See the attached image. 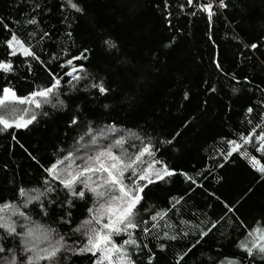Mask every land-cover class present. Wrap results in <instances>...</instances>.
I'll return each instance as SVG.
<instances>
[{"label": "trees", "instance_id": "trees-1", "mask_svg": "<svg viewBox=\"0 0 264 264\" xmlns=\"http://www.w3.org/2000/svg\"><path fill=\"white\" fill-rule=\"evenodd\" d=\"M75 2L84 9L82 14L61 8L64 0H0V59L13 64L12 72L0 71V89L10 86L18 96H26L47 86L51 72L61 81L57 92L65 101L63 108L53 107L56 101L52 99L35 110L37 120L26 128L13 126L0 131V203H19V188L43 191L44 168L61 155V150L66 154L76 148L75 155L83 157L89 148L96 147L90 144L93 133L87 131L89 122L96 131L114 125L119 135L127 137L129 153L137 150L132 144L139 145L135 135L150 137L155 158L177 172L167 182L149 186L138 206L141 228L156 210L170 209L165 218L156 221L157 229H151L149 222L151 234L135 230L138 242L148 245L137 257L138 264H148L149 250L155 254L153 264H177L181 253L185 254L179 264H218L225 257H235L241 264H264L237 247L249 229L264 226V177L240 152L224 158L226 141L238 140L239 133L246 135L264 112V0H225L227 7L223 9L218 0H193L191 5L187 0H167V7L165 0ZM208 2L214 6L211 20L197 7ZM34 15L38 26L27 23ZM12 32L31 43L42 64L19 54L7 56L4 41ZM44 32L49 35L41 39ZM106 39L116 48H107L103 43ZM252 43L258 47L252 49ZM82 52L86 60L64 64L65 59ZM80 65L90 75L74 81L73 88L69 73L73 67L79 71ZM92 78H103L110 92L100 96L97 90L87 88L94 82ZM213 88L215 91H210ZM185 91L189 93L187 100L183 98ZM248 107L254 111L247 113ZM0 114L14 118L13 111L1 109ZM73 116H78V123L70 126ZM129 130L133 136H128ZM260 131L253 133L246 150L264 164V156L255 151L258 142L254 136ZM110 135L116 138L115 133ZM168 140L172 143H166ZM111 142L98 139V144ZM181 172L192 179L185 180ZM58 192L41 197L49 208L46 216L38 203L29 205L32 221L55 229L65 237L67 246H80L82 236L72 228L87 216L92 197L89 194L76 200L71 209H62L48 204L64 198L63 190ZM178 197L183 200L173 208L174 199L170 198ZM67 211H71L70 224L61 222ZM181 220L187 223L181 224ZM169 224L174 227L169 228ZM210 228L204 238L197 234ZM165 231L179 238L164 240ZM123 238L114 237L117 243ZM158 243L165 244L163 251ZM7 246H13L11 240ZM65 255L70 261L63 259ZM91 260L90 254L66 252L58 264H91Z\"/></svg>", "mask_w": 264, "mask_h": 264}, {"label": "snow or ice", "instance_id": "snow-or-ice-1", "mask_svg": "<svg viewBox=\"0 0 264 264\" xmlns=\"http://www.w3.org/2000/svg\"><path fill=\"white\" fill-rule=\"evenodd\" d=\"M191 5L193 0H187ZM220 8H226L225 0H218ZM167 7V0H165ZM40 7L39 4L36 5ZM69 8L77 13H83L84 9L75 0H64L61 8ZM197 7L204 13H207L209 20L213 15V4L211 2L198 4ZM31 25L38 26V21L34 15L27 21ZM7 28V25H4ZM34 35V33H33ZM49 34L43 33L41 39H44ZM71 36V32L68 33ZM8 52L7 56L15 57L17 54L28 58L31 57L38 63H43L40 57L33 50L31 43H26L15 32H12L10 37L4 41ZM104 45L109 49L116 48L115 43L111 39L103 41ZM168 45H165L167 47ZM252 49H256L258 45L252 43ZM88 49H84L87 52ZM55 59V57H54ZM86 60L87 57L82 52L79 56H73L71 59H65L64 64L72 65L73 60ZM27 63V61H25ZM214 64L219 68L220 65L214 60ZM63 67V64L61 65ZM29 66V71H31ZM0 71L9 73L13 71V64L8 59H0ZM47 71V69H46ZM72 80L69 84L75 88V82L88 79L89 73L84 69L83 65L71 69ZM51 81L47 86L38 87L29 92L26 96H18L16 90L10 86H4L0 89V108H6L14 105H34V110L27 107L22 109L14 108V119H7L0 115V131L6 130L10 127L17 129L26 128L37 120V113L44 104L50 103L55 99L56 103L53 107H65V101L60 98L57 89L61 86L60 79L53 73L48 72ZM94 82H89L86 87L95 89L100 96H105L110 92L106 86V81L103 78L95 79ZM247 80V77H245ZM215 91V89H210ZM235 91V89H234ZM183 98L187 100L189 93L184 92ZM107 108L108 105H105ZM254 109L248 107L247 113H252ZM27 114V115H25ZM43 115L48 113L44 112ZM260 120L252 127L251 131L238 134L237 139H229L226 141L228 145L225 159L232 155L233 152H240L241 156L248 160L250 166L264 177V164L251 155L246 150L250 143V138H253V133L257 129H261L259 134L254 136V140L258 142L255 151L264 156V112L259 113ZM78 116H73L70 121V126L78 123ZM251 125L253 122L248 121ZM187 124V121H185ZM88 133H93L90 144L97 145L94 148H89L85 156L77 157L75 155L78 149L74 148L64 154L61 150V155L48 167L44 168L47 174L43 180V191L37 189L17 190V196L20 199L18 203L16 200L5 201L0 203V229H3V234L0 235V264H58V260L62 253L70 252L73 255L90 254L92 257L91 264H138L137 257L143 249L148 248L147 244L138 242L135 230L140 228L144 235L151 234V229H157L159 225L157 220L163 219L167 216L170 209L156 210L149 216L148 220L138 221L137 216L139 207L144 200L146 190L149 186L157 183H164L177 175L176 170L170 168L167 163L157 160L155 158V151L151 144V138H143L135 135V140L139 141V145L132 144L133 148L137 150L129 153L125 145L128 139L125 136L119 135V130L114 125H108L98 131L91 127L87 129ZM112 133L116 134V138L112 139ZM179 133H177L178 135ZM134 134L129 130L128 136ZM15 139V137H13ZM81 140L83 137L80 138ZM98 139L111 140V143L98 144ZM239 141V142H238ZM79 144V141L76 142ZM166 143L171 144L168 140ZM244 146V150L242 149ZM83 147V145H80ZM118 149L119 151H114ZM145 156L151 157L150 160H145ZM79 159L81 162L76 163ZM130 173V175H125ZM185 180H191L186 173H179ZM192 183H195L193 180ZM79 190H77V187ZM58 189L63 190L64 198L59 201L49 200L48 204L52 206H59L64 209H71L76 200H84L90 194L92 197V205L87 209V216L80 221L76 227L72 228L73 233H80L82 236V243L80 246H67L65 237L56 233L55 229L46 227L32 221L30 215L31 209L29 205L39 204V210L45 216L48 214L49 208L41 202V197H45L48 193L58 192ZM251 191V189H249ZM174 199L172 207L175 208L183 200V197L170 198ZM148 211V209H145ZM231 212L232 208L229 207ZM151 223V229L148 224ZM61 222L65 224L71 223V211H67L65 216L61 218ZM181 224L187 223L181 220ZM212 228H215V223H212ZM169 228L174 227L169 224ZM199 228V226H196ZM212 229L207 231L200 229L198 235L201 238L206 237ZM184 235H187L185 232ZM114 237H124L119 243ZM178 235H170L169 232L163 233L164 240H177ZM155 239H161L156 236ZM12 241L13 246L9 247L8 242ZM200 241H197V244ZM157 247L163 251L165 249L164 243H158ZM237 247L241 252L248 257L255 260L259 257L264 260V226L253 227L249 229L245 239L237 242ZM185 253L178 254L177 264L184 258ZM154 253L149 250L147 255L148 264H153ZM65 261H70L71 257L63 256ZM217 264V262H214ZM218 264H241L235 257H225L218 261Z\"/></svg>", "mask_w": 264, "mask_h": 264}, {"label": "rangeland", "instance_id": "rangeland-1", "mask_svg": "<svg viewBox=\"0 0 264 264\" xmlns=\"http://www.w3.org/2000/svg\"><path fill=\"white\" fill-rule=\"evenodd\" d=\"M18 106L19 105H14V106H8V107H6V108H0V110L1 109H3L5 112H12L13 110H14V108H18ZM24 107H27V108H29L30 110H31V108H32V105H29V104H25V105H22V108H24ZM0 115H2V114H0ZM25 115H27V114H25ZM5 118H7V119H14V118H10V117H7V116H5V115H3Z\"/></svg>", "mask_w": 264, "mask_h": 264}]
</instances>
